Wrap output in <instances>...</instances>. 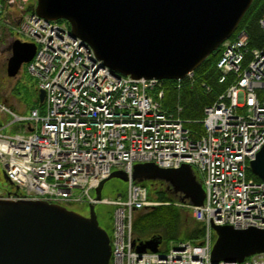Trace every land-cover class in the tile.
I'll list each match as a JSON object with an SVG mask.
<instances>
[{"label": "built area", "instance_id": "2783aa9c", "mask_svg": "<svg viewBox=\"0 0 264 264\" xmlns=\"http://www.w3.org/2000/svg\"><path fill=\"white\" fill-rule=\"evenodd\" d=\"M13 2L0 0V19ZM6 23L16 37L35 44L27 72L44 92L41 113L21 115L0 105V166L13 185L8 198L89 204L113 170L129 176L135 163L187 164L201 177L204 201L174 205L189 209L202 225L199 242L173 241L165 251L135 252L134 213L160 203L129 179L123 197L100 201L114 208L109 264H212V225L264 229V180L247 178L248 162L264 144V47L248 49L243 30L222 44L218 82L228 77L230 82L203 109L202 132L192 136L179 108L176 115L163 109L162 93L155 92L160 82L116 76L65 23L34 12ZM259 24L264 27V16ZM216 264H264V254Z\"/></svg>", "mask_w": 264, "mask_h": 264}, {"label": "water", "instance_id": "95a60500", "mask_svg": "<svg viewBox=\"0 0 264 264\" xmlns=\"http://www.w3.org/2000/svg\"><path fill=\"white\" fill-rule=\"evenodd\" d=\"M253 0H35V14L47 21L64 20L72 37L85 43L93 57L116 76L133 80H181L236 31ZM6 75L13 78L30 62L35 45L13 40ZM44 92L38 91L42 103ZM249 172L264 180V144L248 162ZM6 179V177L4 176ZM117 179L142 185L159 182L167 199L201 206L202 181L187 164L161 168L133 164L130 174L112 171L93 191L87 213L42 200L0 198V264H108L111 246L99 224L97 205L106 183ZM120 195V194H118ZM212 264L241 263L264 254V229L212 225ZM148 239L135 252H157Z\"/></svg>", "mask_w": 264, "mask_h": 264}, {"label": "trees", "instance_id": "16d2710c", "mask_svg": "<svg viewBox=\"0 0 264 264\" xmlns=\"http://www.w3.org/2000/svg\"><path fill=\"white\" fill-rule=\"evenodd\" d=\"M263 16L264 0H253L238 24L237 32L243 30L247 36L248 49L264 47V27L259 24ZM220 53L221 48L212 52L194 70L191 87L184 84L180 89L176 86L173 87L171 81H163L165 87L162 101L163 109L176 115V107H179L180 111L177 115L181 119L189 121L185 124V128L189 130L192 136H198L202 132V125L199 121L203 117V109L211 105L230 82V77L224 83L217 81L219 72L215 64ZM38 105L40 106L38 111L41 113L43 106L39 103ZM31 109L37 108L32 107ZM247 178L259 181L249 170H247ZM142 185L148 189L150 199L160 203L168 202L169 204H161L145 211H139L134 215L132 221L133 241L140 243L154 239L161 244L164 240L175 238L198 243L202 237L203 228L199 222L191 217L190 211L173 205V201L166 198L161 183L154 181L145 182Z\"/></svg>", "mask_w": 264, "mask_h": 264}, {"label": "rangeland", "instance_id": "374dc122", "mask_svg": "<svg viewBox=\"0 0 264 264\" xmlns=\"http://www.w3.org/2000/svg\"><path fill=\"white\" fill-rule=\"evenodd\" d=\"M34 4L35 0H14L13 4L6 9L5 15H3L0 20L14 22L18 20L20 16H22L26 11H28L30 7L34 6ZM6 22L0 21V105L11 109L18 114H28L32 107H36L38 110H40V106L38 105V90L36 89L35 80L26 72L25 65L21 67L20 71L15 77L10 78L6 75V62L10 55L9 46L10 43L15 39L13 35L10 34L9 27ZM219 77L220 73L218 78ZM192 81L193 79L189 78L177 88L182 89L184 84H187L191 87L193 85ZM172 85L175 87L177 86V83H172ZM164 88V85H159L158 90L160 91H155L156 95L157 92L162 93V98L160 101H163L165 91ZM156 97L154 98L156 99ZM177 108L179 107H176V110ZM2 119H4V116L0 115V121ZM179 119L184 122V125L187 124V120H183L180 117ZM12 189L13 187L9 186V184L6 182L3 175V169L0 166V194L4 191H11ZM125 191L126 183L117 179H111L104 187L102 198L114 199L118 194H124ZM68 208L80 214L87 213V207L85 205L76 204L69 206ZM97 210L101 224L107 228L110 227L112 224V220L110 218L111 207L106 204H99L97 205ZM174 240L177 239L172 238L162 241V243L159 245V250H167L170 247L171 242Z\"/></svg>", "mask_w": 264, "mask_h": 264}]
</instances>
